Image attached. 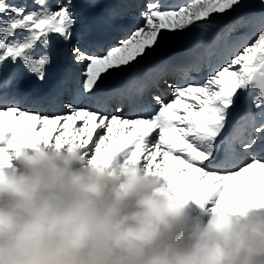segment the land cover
I'll return each instance as SVG.
<instances>
[{
    "label": "snow or ice",
    "instance_id": "6c2138e0",
    "mask_svg": "<svg viewBox=\"0 0 264 264\" xmlns=\"http://www.w3.org/2000/svg\"><path fill=\"white\" fill-rule=\"evenodd\" d=\"M137 7L112 10V20L135 21L117 26L118 35L81 44L73 0H0V167L41 145L78 147L90 163L123 153L182 203L211 201L222 215L264 208V8L149 0L137 16ZM180 40L193 43L151 62ZM54 43L78 69L65 80L73 86L38 97L8 91L21 67L45 79ZM165 84L171 97L156 94Z\"/></svg>",
    "mask_w": 264,
    "mask_h": 264
},
{
    "label": "clouds",
    "instance_id": "9594fccd",
    "mask_svg": "<svg viewBox=\"0 0 264 264\" xmlns=\"http://www.w3.org/2000/svg\"><path fill=\"white\" fill-rule=\"evenodd\" d=\"M0 264H264V216L187 222L144 167L41 145L0 167Z\"/></svg>",
    "mask_w": 264,
    "mask_h": 264
},
{
    "label": "bare ground",
    "instance_id": "6f19581e",
    "mask_svg": "<svg viewBox=\"0 0 264 264\" xmlns=\"http://www.w3.org/2000/svg\"><path fill=\"white\" fill-rule=\"evenodd\" d=\"M140 1H142V0H140ZM122 2L123 1H121V3ZM136 2H137V0H133L132 3H136ZM127 4H128V1L126 2L125 5H127ZM116 5H117L118 8H121V6H120L119 3H115V4H113V8H115V10L117 9ZM90 6H91V4H87V3H84V2H82V4H81V8H89ZM138 7L140 8V6H138ZM105 11L107 13H109L111 10L110 9H105ZM77 13H78V10H77ZM138 15L139 14H137V16ZM100 17H104V16L101 15V14L91 13V15H89L88 17H86L85 20H82V21L79 20V22L77 24L79 26L78 28L79 29L80 28H83V26H85V27L86 26L87 27H93L95 24H94V22H91V20L96 19V18L97 19H100ZM104 21L109 22V19L107 18ZM126 23H127V21H126ZM115 34H117V33H115ZM210 39H211V34H209L205 38L206 41H208ZM191 41L192 40H180V41H176L174 43L169 44L168 47H165L167 45L163 46L162 48H160L159 50H157V52H155L153 54V56L151 58V62H159V61H162V60H166V59H170V58H174V57L180 56L181 54H183L185 52L186 49H188L190 47ZM48 67L46 68V71H49L50 70V69H48ZM54 76H55L54 73L48 72L47 75H46V78L43 81H41L35 75H32L31 76V84L33 83V88L40 87L41 85H43L45 83V81L48 78H53ZM21 83H22V81H21ZM125 115H126V112H125ZM124 158H126V157L124 156L123 153L117 154V156L115 157V159H120V160L121 159H124ZM124 160H122V161H124ZM209 203H211V201L208 202V203H206V204H204L202 206L195 199H189L187 202L183 203V207H184V219L186 217H188L189 215H191V214L193 216L201 215V210L205 207V205H208ZM261 213L264 215V208H262Z\"/></svg>",
    "mask_w": 264,
    "mask_h": 264
},
{
    "label": "rangeland",
    "instance_id": "374dc122",
    "mask_svg": "<svg viewBox=\"0 0 264 264\" xmlns=\"http://www.w3.org/2000/svg\"><path fill=\"white\" fill-rule=\"evenodd\" d=\"M80 0H73V3L76 5V7H79V6H77L78 5V2H79ZM149 2V0H142L141 1V3H140V10H141V8L143 7V8H145V6H146V4ZM251 3H252V9L253 10H261L262 8H264V0H251ZM143 4V6H141ZM140 10H138V12H137V14H139V11ZM77 15H78V20H79V14L77 13ZM78 23V22H77ZM78 26V25H77ZM78 30V29H77ZM217 29H213V32H215ZM242 30V29H241ZM206 38V37H205ZM169 46V44L167 45V46H165V47H168ZM25 77L26 76H24L23 75V79H20V82L22 81H24V79H25ZM243 95H245V94H242V97H243ZM243 101V99H241V101L238 103V106H237V108H238V110H239V108L241 107V105H242V102ZM236 114L237 113H234L233 114V116L235 117L236 116ZM95 138V137H94ZM124 159H126V158H124ZM124 159H116V160H120V161H122V160H124ZM160 179H162L163 180V182L167 185V181L166 180H164L163 178H160ZM213 203L211 202V203H209L208 205H205V207L201 210V215H197V216H193L192 214L191 215H189L188 217H186L184 220L185 221H187V222H191L193 219H195L196 217H201V218H203V219H205V221L207 222L208 220H210L216 213H214L213 211H212V208H213ZM261 210H262V208H253V211L257 214V215H260V216H264L262 213H261ZM204 213V214H203Z\"/></svg>",
    "mask_w": 264,
    "mask_h": 264
}]
</instances>
